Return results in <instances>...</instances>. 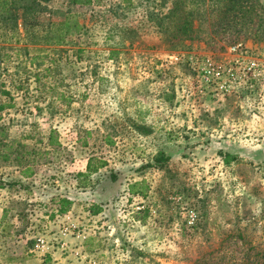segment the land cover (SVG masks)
Masks as SVG:
<instances>
[{"label":"rangeland","instance_id":"obj_1","mask_svg":"<svg viewBox=\"0 0 264 264\" xmlns=\"http://www.w3.org/2000/svg\"><path fill=\"white\" fill-rule=\"evenodd\" d=\"M144 2L54 0L46 18L69 12L82 24L56 45L0 26V212L38 231L24 232L34 235L26 248L20 229L0 234V264H35L33 253L38 264H264V0H185L176 10L192 11L185 35L172 18L164 32L155 26L172 0H149L152 20ZM206 59L227 91L199 84ZM159 150L163 167L143 166ZM87 158L105 161L99 172L115 181L92 174L75 187ZM20 172L25 183L12 184ZM133 182L142 194H129ZM7 183L29 193L7 199ZM56 192L72 199L69 217L51 211ZM91 203L101 211L89 217ZM37 209L52 224L36 222ZM62 226L82 237H60Z\"/></svg>","mask_w":264,"mask_h":264},{"label":"trees","instance_id":"obj_2","mask_svg":"<svg viewBox=\"0 0 264 264\" xmlns=\"http://www.w3.org/2000/svg\"><path fill=\"white\" fill-rule=\"evenodd\" d=\"M54 0H0V26L4 27L7 24L10 25V33L16 32V27L19 24L23 31V40L30 44L35 43H46L51 45L61 44L74 34L78 35V30L82 27L75 18H73L70 24L69 15L67 12L63 18L59 20H52L49 17H45L44 12L48 9V3ZM129 2V0H124ZM145 10L148 9L149 0H144ZM210 1V0H207ZM91 0H65L67 6H84L89 4ZM185 0H172L170 2L172 7L167 9V12L162 17H155V26L161 32L167 29V26L162 22L164 18H172L173 29L178 33L185 35L191 31L192 11L182 10V15L178 16L180 12L176 10L178 8L186 9L184 5ZM147 3V4H146ZM149 19L152 20V11L147 10ZM49 15V14H48ZM17 20L19 22H17ZM154 20V21H155ZM0 27V28H1ZM74 33V34H73ZM1 93L8 95L9 92L1 90ZM138 131L147 132L149 128H143L142 126L136 125ZM144 129V130H143ZM223 161L228 163L230 159L235 158L234 154L231 153H220ZM168 159V155L164 154L161 150L152 156L151 162L144 164L143 166H150L156 168H162ZM106 163L103 160H98L97 163H93L92 158H87L85 162L84 171H76L72 174V178L75 181V187L86 186L92 174H96L98 177L101 175L106 177L109 182H114L116 175L110 170L107 175L99 172V169L105 166ZM141 166V167H143ZM138 182H133L128 185L127 191L129 194H142V191L137 188ZM71 204V200L65 196L59 197L57 201V212L62 213L66 211ZM89 214H96L101 211V206L98 203H91L87 207Z\"/></svg>","mask_w":264,"mask_h":264},{"label":"crops","instance_id":"obj_3","mask_svg":"<svg viewBox=\"0 0 264 264\" xmlns=\"http://www.w3.org/2000/svg\"><path fill=\"white\" fill-rule=\"evenodd\" d=\"M84 170H85V168H84ZM84 170H80V171H84ZM21 173V174H20ZM19 174H17V178H15L14 180H13V182H12V184H15L14 182H16V183H20V184H23V183H25L24 182V178L22 177V172H20ZM12 184H9V183H7V184H5L4 185V197L5 198H11L12 196H13V194H14V192L12 191V190H14L15 191V193L16 192H18V194H19V192L21 191V192H26L27 190H29L28 188L26 189V187L23 185V186H18L17 185V190H15V188L14 187H12L11 185ZM27 185V184H26ZM75 185V184H74ZM14 188V189H13ZM28 193H29V191H27ZM26 192V193H27ZM34 195H36V194H34V193H32V195H29V199L31 200V199H35V197H34ZM56 195H58V196H56ZM42 196V195H41ZM41 196H39L38 195V197L39 198H41ZM53 196V197H52ZM62 196H65V197H67V198H69L70 200H71V205L73 204V202H72V199L70 198V197H68V196H66L65 194H61L60 192H56V193H53V194H51V195H49L48 197V199H46V200H48L49 202H50V204L52 205V207H53V209L51 210V211H53V210H56L57 209V207H58V205H57V201H58V198L59 197H62ZM31 197H33V198H31ZM42 197H45V196H42ZM39 198H37V199H39ZM30 200H28L27 199V201H30ZM36 200V199H35ZM34 200V201H35ZM29 206H31V205H29ZM70 206V205H69ZM31 210H33V209H31ZM2 211V210H1ZM5 212H6V210H3L2 212H0V234H6V233H8V235H12L16 230H19L20 229V231H21V234H20V237H21V240H24V244H23V248H26V247H28L29 245H30V243H31V240H29L30 239V237H32V236H34V235H30V236H27L24 232H27V231H30L31 233H35V234H37V227H35V229H32L34 226H35V224L34 223H28V224H26V223H24V222H22V220H21V218H16V213H14L13 214V217H12V219L11 220H9V221H7V220H5V218H4V216H5ZM35 212H37L38 214H35V217H34V220L36 221V222H43V224L45 225V226H47V224H52V215L51 214H49V216H50V218H48L45 214H42V215H40L41 214V212L39 211V209H37ZM69 214L71 215V207H68V209L66 210V211H64L63 212V215H64V217H69ZM97 214V213H96ZM48 215V214H47ZM90 216L89 217H92L93 215H95V214H89ZM38 217H40V218H38ZM41 217L43 218V217H45L46 218V220H40L41 219ZM44 219V218H43ZM4 222H6V223H8L7 224V226L6 227H8L9 228V231H5V226H4ZM44 222H46V224L44 223ZM26 225V226H25ZM29 228H31V230H29ZM27 251H29V252H31L32 251V249H28ZM53 252V251H52ZM56 252L54 251V253H51L52 255H54ZM35 255H37V254H35V253H33L31 256L32 257H35L34 259H31V260H29V262L30 263H35V264H38L39 263V261L40 262H42L43 261V258H37ZM56 257V256H55ZM63 258L64 257H61L60 259H59V261H62L63 260Z\"/></svg>","mask_w":264,"mask_h":264},{"label":"built area","instance_id":"obj_4","mask_svg":"<svg viewBox=\"0 0 264 264\" xmlns=\"http://www.w3.org/2000/svg\"><path fill=\"white\" fill-rule=\"evenodd\" d=\"M238 46H232L230 51H235ZM191 61V59H189ZM254 63L250 62V66H253ZM196 77L199 84L200 82H206L207 84H215L220 89L227 91L228 85L226 84V80L222 78V71L218 64L211 62L209 59L205 61H201L200 64L196 66ZM226 73L230 74V69H226ZM198 84V85H199ZM58 215H55L57 217ZM72 226H62L59 228V235L60 237L64 236L67 233H73L75 238L82 237L81 232L76 230L72 231ZM71 231V232H70ZM60 247L63 246L62 241H58ZM48 249V244L46 243L45 239L42 235H37L34 237V250L44 254Z\"/></svg>","mask_w":264,"mask_h":264}]
</instances>
